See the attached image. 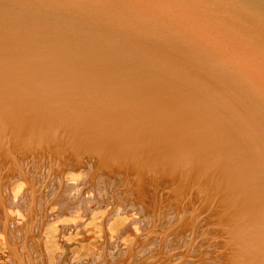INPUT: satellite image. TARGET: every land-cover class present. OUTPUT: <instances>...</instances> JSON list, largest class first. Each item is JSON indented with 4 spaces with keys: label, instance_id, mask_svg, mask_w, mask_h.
I'll use <instances>...</instances> for the list:
<instances>
[{
    "label": "bare ground",
    "instance_id": "1",
    "mask_svg": "<svg viewBox=\"0 0 264 264\" xmlns=\"http://www.w3.org/2000/svg\"><path fill=\"white\" fill-rule=\"evenodd\" d=\"M23 22L35 50L0 55V264H264L263 82L199 81L178 49L43 62L64 51Z\"/></svg>",
    "mask_w": 264,
    "mask_h": 264
},
{
    "label": "water",
    "instance_id": "2",
    "mask_svg": "<svg viewBox=\"0 0 264 264\" xmlns=\"http://www.w3.org/2000/svg\"><path fill=\"white\" fill-rule=\"evenodd\" d=\"M71 1H77L74 4H79L83 11L68 9L69 2L64 6L49 1L45 3V0H37L40 5L32 4L35 0H0V55L7 51L17 53L10 45L15 49L30 47L35 50L24 43L23 33H27V26L23 21H31L40 27L38 32L35 28L32 30L41 49H47L46 44L51 43L53 49L64 51H45L41 57L37 56L39 61L79 52L77 55L82 62L95 60L108 64L113 62V54H123V48L140 53V56L148 51L159 54L178 49L182 53L185 51L186 60L181 63L190 62L196 68V72L189 76L193 75L199 81L229 84L231 74L233 78L252 74L263 82L261 85L264 84V72H252L246 68L249 65L264 68V0ZM19 4H29L30 7L21 8ZM53 13L62 15L65 20L59 23ZM111 40H116L119 45L116 51L109 48L112 47ZM26 59L31 58L27 55ZM159 59L164 61L157 56H145L148 64H156ZM218 62L223 63L213 65ZM168 71L169 76L163 74L160 79L165 86L189 83V78L175 77L171 75L172 69ZM236 84L230 85L236 94H241L237 92L236 87H239ZM239 91L242 92V88Z\"/></svg>",
    "mask_w": 264,
    "mask_h": 264
}]
</instances>
